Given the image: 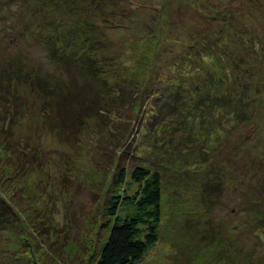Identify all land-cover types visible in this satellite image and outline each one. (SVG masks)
<instances>
[{
	"label": "rangeland",
	"instance_id": "374dc122",
	"mask_svg": "<svg viewBox=\"0 0 264 264\" xmlns=\"http://www.w3.org/2000/svg\"><path fill=\"white\" fill-rule=\"evenodd\" d=\"M161 10L163 16L157 18V12ZM118 11L116 13L122 25L138 23L142 31L137 34L138 31L133 28L129 30L124 26H114L106 32V37L112 39L111 52H115L117 57L112 62L120 63L125 74H128L127 71L132 72L134 79L140 82L149 78V66L157 57L154 44L158 40L149 37L152 26L156 29L159 25V32H166L165 36L171 32V50L174 53H179L184 48L182 46L187 44L195 45L197 34L208 37L209 31L217 33L221 19L234 37L231 42H234L232 45L236 51L240 47L246 51V55L254 57L262 53L260 46H264V0H120ZM210 15L217 17L214 20ZM10 29L16 30L15 22L9 28L12 31ZM246 32L256 34L253 36L256 37L254 43L258 42L259 46L246 43ZM229 43L227 39L226 49ZM20 47L25 49L28 63L40 66V70L52 77L57 76L56 69L45 60L43 45L33 43L28 48L24 42H19L18 37L6 42V45L0 43V65L8 64L3 60L4 54L12 61H17ZM202 47L209 49L208 45L203 44ZM233 48L230 46L229 50L225 49L230 57ZM30 52L33 61L29 59ZM211 63L218 64L214 61ZM235 63L237 65V59ZM252 67L254 69H250L248 75L241 71L237 73L250 77L248 79L259 77L261 73L258 69L264 66L256 64ZM7 75L13 77L12 73ZM59 75L60 78L62 75L67 76L58 72ZM248 88L240 85L238 92L232 95L237 106L230 108L232 102L222 108L239 111L238 114L248 112L251 107L244 98ZM145 104L147 107L140 108L131 118L127 115L130 113L126 112L129 108L126 103L121 109L117 107V111H112L114 114L110 118L117 121V134L123 138L119 148L118 140L111 141L106 133L101 132L107 116L105 122L96 119L88 128L85 127V119L80 126V120L70 115L65 125L59 122L56 124L53 119L42 114L36 104L25 113L20 112L22 119L13 113L6 132L10 141L21 142L14 152H26V173L29 179L26 182L20 180L21 176L7 179L12 164H6V159L0 156L4 159L0 161V166L6 170L4 176L9 182V196L23 197L26 208H20L25 211L14 221L12 231H0V264H92L93 256L100 250L112 224L113 216L106 215L104 209L105 200L112 195L110 189L114 186L112 175L115 176V173L110 175V163H113L114 157L115 167L127 168V179L132 165L149 163V159H152V167L157 165L165 170L162 184L164 215L160 238L137 264H264V197L260 198L264 195V189L261 190L264 187V105L259 106L263 117L257 119V122L263 120L258 124L255 121L247 122L246 126L240 124L242 119L239 116L231 122L229 116H224L228 110L218 109L216 113L222 116L221 122L214 127V130H218L213 142L215 146L202 144L203 152L196 151L193 146L196 141L181 139L177 133L169 134L172 139L168 147L172 148L177 143L180 145L175 149L179 155L168 161L171 159L182 168L178 169L182 173H170L164 165L168 157L163 147L151 137L150 145L153 148L149 149V128L152 137H155L154 134L158 133L157 124L168 122L174 115L159 112L161 114L156 116V112H151V104L149 109L148 103ZM222 132L226 135L221 136ZM186 143L188 145L182 148ZM211 150L217 152L211 153ZM195 158L197 162L207 158L219 162L216 161L211 167L201 166L200 163L198 166L203 169L201 171H196L191 165L188 167L193 170L183 169L185 164H193ZM24 165L22 161L18 163L19 167ZM32 179L37 182L32 184ZM128 180V187L125 182L118 187V193L130 195L137 189V184L130 178ZM20 184L23 190L18 186ZM255 191L261 200L254 197L249 202L257 199L258 212L253 209L238 210L237 207L245 205V196L252 197ZM130 210V205H124L121 211L127 214ZM254 214L258 216L257 220L245 224L246 219L251 221L255 218ZM107 218L111 220L108 227L105 224ZM182 227L189 229L183 232ZM205 244L210 247L205 248Z\"/></svg>",
	"mask_w": 264,
	"mask_h": 264
},
{
	"label": "trees",
	"instance_id": "16d2710c",
	"mask_svg": "<svg viewBox=\"0 0 264 264\" xmlns=\"http://www.w3.org/2000/svg\"><path fill=\"white\" fill-rule=\"evenodd\" d=\"M119 7L120 0H0V43L6 45V42L13 41L15 37H18L19 42H24L28 48L33 43H41L46 54V62L57 72V76L52 77L40 70V66L28 63L27 53L23 47L17 51V61H12L5 54L3 56V60L8 64L0 65V156L6 159V164H12V171L7 179H11L12 176L16 177L15 179L21 176L20 180L25 182L29 179L26 173L28 172L26 170L28 165L25 162L26 152H14L21 142L20 140L10 141L6 129L10 125V118L14 112L22 119L21 113H25L35 104L42 114L47 115L48 119H53L56 124L58 122L64 124L70 115L76 116L75 120H80L78 124L80 126L85 119V127L89 128L90 123L96 119L102 122L107 116L106 124L101 132L106 133L111 141L118 140V148L122 145L123 138L117 134V121L110 118L114 114L112 111H117V107L121 109L126 103L129 106L126 110L130 113L127 114L130 115L129 118L140 108L147 107L145 103H148V109L149 103L151 104V112H156L154 114L156 116L159 112L174 115L173 118L168 119V122L157 124L158 133L154 134L155 137H152L153 133L149 128V149L153 148L150 145L151 138L163 147L165 156L168 157L164 165L170 173L174 171L182 173V171H178L181 167L173 163L171 159V162L168 161L169 158L179 155V151L175 149L180 145L177 143L169 148V140L172 139L169 138V134L177 133L181 139L196 141L193 145L196 151L203 152L202 144H213L216 139L215 132L218 130H214V127L221 122L222 116L216 113L218 109L228 110L224 116H229L228 120L231 122L233 119L237 120L236 116H239L238 118L242 119L240 124L243 123V126H246L247 122H257V119L263 117L259 106L264 105V67L258 69L261 74L257 78H252L253 81L242 73L248 75L247 72L254 69L252 65L264 66V46H260L262 53L254 57L246 55V51L240 47L236 51L232 45L234 42H231L234 37L231 36L225 21L221 19L218 22L217 33L209 31L208 37L197 34L195 45L187 44L188 46H182L184 48L179 53H174L171 50L173 46L170 42L171 32L165 36L166 32H159L161 29L159 25L156 29L152 26L149 37L152 36L151 40H158L154 44L157 57L149 66V78L140 82L134 79L132 72L127 71L128 74H125L120 63L112 62L117 60V57L115 52H111L112 39L109 36L106 37V32L114 26H124L116 13ZM165 9L166 7L163 8ZM163 10L157 12V18L160 15L163 16ZM216 17L210 15L212 19ZM115 18L118 20L116 21ZM13 22H15L16 30L9 31ZM139 25L138 23L127 24L124 28L129 30L133 28L138 31V34L142 31ZM255 35L248 32L246 43L259 46L258 42L254 43ZM26 39H28L27 43ZM227 39L230 43L226 49ZM14 42L19 44L17 40ZM183 44L185 45V42ZM203 44L208 45L209 49L200 48ZM230 46L235 51L231 49L232 57L226 54ZM218 47H220L219 51H216ZM30 54L31 52L29 59L33 61V56ZM213 61L218 64H212ZM237 71L242 73L239 74ZM58 72L67 76L62 75L60 78ZM9 73H12L13 77L7 75ZM240 85L249 87L244 98L248 100L250 112L242 111L238 114L239 111L222 108L223 105L233 102L232 95L238 92ZM236 86L237 88H234ZM237 105L233 102L229 107L233 108ZM72 107L75 109L72 110ZM247 113L249 115L243 118ZM225 135L221 133V136ZM130 142L131 140L128 144ZM184 145L188 144H183L182 148ZM182 148L180 155H182ZM214 152L217 151L211 150V153ZM4 159L0 157L1 162ZM150 160L152 159H149V163L140 162L132 165L129 178L137 184V189L130 195L120 194L117 190L125 182L128 187L127 168L115 167L116 157L113 158V163H110L112 167L110 175L112 172L115 173V176L112 175L114 186L110 189L112 195L105 200L104 210L105 214L113 216V219L100 250L96 255H92L94 259L92 264H137L158 242L164 215L162 184H164L165 170L157 165L152 167ZM21 161L25 164L24 167L18 166ZM216 161V159L207 158L203 162H197L195 158L192 161L193 164H185L183 169L190 170L188 166L191 165L196 171H201L203 170L201 166L211 167L216 164ZM171 163L173 164L170 165ZM200 163L201 166H198ZM257 164L259 165L260 162ZM32 165L35 166L34 163ZM5 171L0 166V231L3 232L12 231L11 226L14 221L25 211L20 209L25 204L23 197L9 196L7 189L9 182L4 176ZM34 182L37 181L32 179V184ZM18 186L23 190L21 184ZM255 193L252 197L245 196V205H240L241 208L237 207V209L240 211L253 209L258 212L256 200L259 193L256 191ZM254 197L257 199L249 202ZM263 197L264 195L260 196V198ZM32 203L30 199V204ZM124 205L132 207L127 214H122ZM257 217L255 216L251 221L246 219L245 224H252ZM107 219L105 224L108 227L111 220ZM208 224H214V222ZM188 229V227H182L183 232ZM19 232L15 233L19 234ZM208 247L210 245L205 244V248Z\"/></svg>",
	"mask_w": 264,
	"mask_h": 264
}]
</instances>
